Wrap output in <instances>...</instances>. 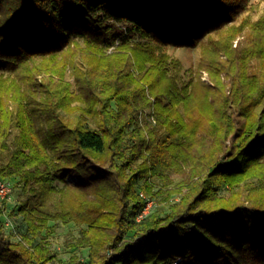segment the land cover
<instances>
[{
    "label": "trees",
    "instance_id": "obj_1",
    "mask_svg": "<svg viewBox=\"0 0 264 264\" xmlns=\"http://www.w3.org/2000/svg\"><path fill=\"white\" fill-rule=\"evenodd\" d=\"M249 1L0 0V178L25 225L13 241L1 201L0 264L52 262L57 223L87 249L71 264H264V18L233 25ZM203 39L209 83L182 82L163 50ZM77 50L98 59L81 71ZM146 197L167 210L137 221Z\"/></svg>",
    "mask_w": 264,
    "mask_h": 264
},
{
    "label": "rangeland",
    "instance_id": "obj_2",
    "mask_svg": "<svg viewBox=\"0 0 264 264\" xmlns=\"http://www.w3.org/2000/svg\"><path fill=\"white\" fill-rule=\"evenodd\" d=\"M262 18H264V0H250L247 5V10L243 14H241L240 18L236 22H234L233 25L239 26V24L241 23H246L245 29L247 30L248 25H252L253 23L259 21ZM240 40L241 37L237 38L234 42V45H238ZM201 42V45L192 48L168 46L163 50V53L167 54L171 59L176 60L180 63V76L182 82H187L190 79L196 80L199 78L202 82L207 84L209 83V78L206 72L200 71L198 73V66L201 60V56L203 54V45L207 43V40L203 39ZM78 43L80 44V46H83L82 41H79ZM77 52H79V54ZM111 52H113V50L108 49L104 53L109 54ZM81 54L82 52L77 50L75 57V65H77V67L81 71H84L85 69V59L87 60V62L90 59H98L96 56L94 57L88 54ZM52 64L54 69L62 68L61 72L63 75V81L70 84L69 90L71 92H75V81L73 78V72L70 64L67 62V57L65 56V54L62 53L58 55V59ZM40 78L41 77H38V80ZM78 104L79 103L76 101L71 103V106H79ZM150 114V109L146 108L142 110V116L140 117L142 120H145V122H149V124L154 125L155 118ZM14 133L15 131H13V134ZM169 180L173 184L178 183L180 181V177L176 173H170ZM58 187H60V185H58ZM21 196L22 195L19 187L12 189L10 199L6 203V210L4 214L5 233L9 235L13 241L18 240L20 238V235L25 231V225L20 215L16 214L17 211L15 210V208H17L19 204V201L21 200ZM148 200L150 202L149 210H152L154 208L167 210V206L160 204V202H158V198ZM49 224L52 225L53 223L51 222ZM54 227L55 228L53 232L45 237L46 244L49 246L51 252L55 255V259L49 264H71L74 258L86 260L88 254L87 249L83 248L81 250H77L72 247V244L74 243L75 239L79 237V228L74 226V224L72 223L67 225L57 223ZM40 237H44V233H42ZM2 247V242L0 241V251L2 250Z\"/></svg>",
    "mask_w": 264,
    "mask_h": 264
},
{
    "label": "built area",
    "instance_id": "obj_3",
    "mask_svg": "<svg viewBox=\"0 0 264 264\" xmlns=\"http://www.w3.org/2000/svg\"><path fill=\"white\" fill-rule=\"evenodd\" d=\"M12 192L11 184L0 178V203L3 200H9ZM142 196V195H141ZM150 202L145 205V208L141 211V213L136 217V220H140L143 216L147 215L149 210Z\"/></svg>",
    "mask_w": 264,
    "mask_h": 264
}]
</instances>
